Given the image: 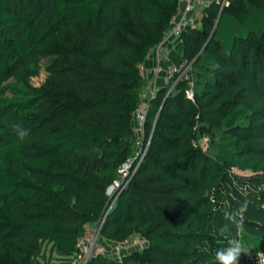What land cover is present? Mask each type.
I'll return each instance as SVG.
<instances>
[{"label": "trees", "instance_id": "trees-1", "mask_svg": "<svg viewBox=\"0 0 264 264\" xmlns=\"http://www.w3.org/2000/svg\"><path fill=\"white\" fill-rule=\"evenodd\" d=\"M178 2L0 0V264L69 258L84 226L104 216V237L138 233L146 244L87 264H215L229 239L249 249L239 264H264V0H228L221 12L213 3L202 27L183 32L195 99L186 81L168 96L159 89L148 151L106 212L134 153L138 64ZM201 134L217 138L216 155ZM244 200L243 232L219 236L224 213Z\"/></svg>", "mask_w": 264, "mask_h": 264}, {"label": "built area", "instance_id": "built-area-1", "mask_svg": "<svg viewBox=\"0 0 264 264\" xmlns=\"http://www.w3.org/2000/svg\"><path fill=\"white\" fill-rule=\"evenodd\" d=\"M216 3L220 12L228 0H179L177 11L171 18L162 39L151 48L147 60L138 64L144 85L141 89V102L133 112V129L135 134L134 153L118 168L114 182L107 189L111 199L107 213L112 209L118 195L131 182L133 175L142 163L148 151L152 133L147 135L146 119L151 102L157 97L161 87H166V96L174 92L181 81H186L185 93L195 99V78L193 75L194 59L183 58L175 61L170 52L180 41L185 30L191 27H202L210 6ZM209 135H205L198 143L202 148L210 144ZM106 216L100 220L87 223L83 233L78 237L76 251L69 258L59 259L52 264H87L94 256L104 254L114 259L122 260L133 249H141L146 244L142 238L139 242L130 243V236L120 241L109 240L102 234Z\"/></svg>", "mask_w": 264, "mask_h": 264}, {"label": "clouds", "instance_id": "clouds-1", "mask_svg": "<svg viewBox=\"0 0 264 264\" xmlns=\"http://www.w3.org/2000/svg\"><path fill=\"white\" fill-rule=\"evenodd\" d=\"M17 132L19 139L23 140L27 135V131L22 129L19 124L13 125ZM250 201L244 200L238 209L225 212L224 219L227 223L222 224L219 227L218 235L226 237L235 227L238 232L244 230V214L247 212ZM242 254H249V249L240 239H229L226 247L218 248L215 251V264H239Z\"/></svg>", "mask_w": 264, "mask_h": 264}, {"label": "rangeland", "instance_id": "rangeland-1", "mask_svg": "<svg viewBox=\"0 0 264 264\" xmlns=\"http://www.w3.org/2000/svg\"><path fill=\"white\" fill-rule=\"evenodd\" d=\"M182 48H183V38H181L180 41L176 42L175 47L170 52V56L173 60L180 61L183 58H186V57H184V53H183ZM195 73H196V67L193 68V75H194V78L196 79ZM205 135H207V134H201L198 139L201 140ZM217 141H218L217 138L215 141L210 140V144L208 146H206L204 148V150H206L211 155H216L219 151L218 146H217ZM235 170L238 172H243V171L238 170V168H235ZM245 173H247V172H245ZM129 238H130L129 239L130 243H133V242L141 241L143 237H142V235L135 233V234H132Z\"/></svg>", "mask_w": 264, "mask_h": 264}]
</instances>
